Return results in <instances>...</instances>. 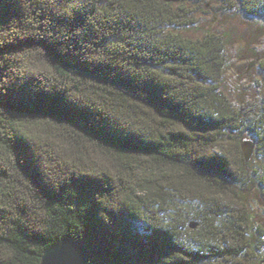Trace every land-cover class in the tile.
<instances>
[{
	"label": "trees",
	"instance_id": "trees-1",
	"mask_svg": "<svg viewBox=\"0 0 264 264\" xmlns=\"http://www.w3.org/2000/svg\"><path fill=\"white\" fill-rule=\"evenodd\" d=\"M200 2L0 0V264L64 236L88 264H259L264 92L226 93L222 35L183 33Z\"/></svg>",
	"mask_w": 264,
	"mask_h": 264
},
{
	"label": "rangeland",
	"instance_id": "rangeland-1",
	"mask_svg": "<svg viewBox=\"0 0 264 264\" xmlns=\"http://www.w3.org/2000/svg\"><path fill=\"white\" fill-rule=\"evenodd\" d=\"M221 5L220 0H202L195 13L198 24L182 31L193 38H200L206 32L222 35L225 53L223 89L238 98L261 94L264 92V20ZM249 197L248 205L254 212L250 222L251 242H259V264H264V200L255 190ZM132 226L144 231L141 223H132Z\"/></svg>",
	"mask_w": 264,
	"mask_h": 264
},
{
	"label": "water",
	"instance_id": "water-1",
	"mask_svg": "<svg viewBox=\"0 0 264 264\" xmlns=\"http://www.w3.org/2000/svg\"><path fill=\"white\" fill-rule=\"evenodd\" d=\"M165 2L177 3L180 0H162ZM254 142L245 140L242 143V150L246 160H249L254 151ZM198 222L193 220L190 227L195 228ZM40 264H88L87 262V246L81 240L64 236L53 246L44 250L41 256Z\"/></svg>",
	"mask_w": 264,
	"mask_h": 264
}]
</instances>
